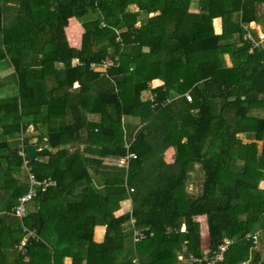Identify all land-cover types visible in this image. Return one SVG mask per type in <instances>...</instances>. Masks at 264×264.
I'll return each mask as SVG.
<instances>
[{"label":"trees","instance_id":"obj_1","mask_svg":"<svg viewBox=\"0 0 264 264\" xmlns=\"http://www.w3.org/2000/svg\"><path fill=\"white\" fill-rule=\"evenodd\" d=\"M189 5L0 0V70L11 69L0 75V264L6 255L11 264H132V256L195 264L188 255H202L198 216L209 251L233 238L221 264H264L246 238L260 231L264 241V116L253 115L264 109V44L248 52L243 38L253 21L264 33V0ZM70 18L81 26L77 46L68 43L76 38ZM104 58L112 64L101 69ZM152 79L161 84L150 87ZM19 134L34 143L36 176L55 181L22 218L11 213L25 190ZM124 143L135 154L127 168L113 161ZM194 171L202 177L189 192ZM127 198L130 211L114 215ZM95 225L104 226L100 242L91 239ZM22 226L37 237L23 252ZM133 229L145 236L132 244Z\"/></svg>","mask_w":264,"mask_h":264},{"label":"built area","instance_id":"obj_2","mask_svg":"<svg viewBox=\"0 0 264 264\" xmlns=\"http://www.w3.org/2000/svg\"><path fill=\"white\" fill-rule=\"evenodd\" d=\"M249 26V25H248ZM245 28V33L243 38L250 42V46L248 48V52H251L253 48L262 44L264 40L263 33H256V38H253L252 34L248 31L247 25H243ZM112 64V60L109 58H104L100 61L101 69H106ZM98 65L90 63L89 68L95 69ZM186 100H190L189 93L184 94ZM26 143L24 142V137L22 134L18 136L17 143V154L21 158V170L24 174V182H25V190L17 196L16 202L12 208V214L18 218H22L27 213V206L32 202V200L37 197L38 194L45 192L49 187H53L55 185L54 179L50 175H43L41 177H37L32 167L29 163V157L27 155L25 149ZM125 154L115 158V165L127 168L128 160L135 158V154L129 150V144L124 143ZM36 150V149H35ZM132 189L129 188L128 191ZM134 218H130V223L133 224ZM182 230V227L180 228ZM22 230L24 232L23 237L19 241L17 245V249L23 252V247L27 238H37L34 234L33 230H28L22 226ZM258 233L254 232L252 234H247L246 238H251L252 242H255ZM144 234L138 230L133 229L131 233L132 244L134 242H138L144 238ZM233 242V238L231 237H223L221 242L217 244L214 250L209 251L208 249L202 251V255L200 257H194L192 255H188L192 262L195 264H221L224 257V252L228 248V246ZM132 264H141L136 256H132L130 259Z\"/></svg>","mask_w":264,"mask_h":264},{"label":"crops","instance_id":"obj_3","mask_svg":"<svg viewBox=\"0 0 264 264\" xmlns=\"http://www.w3.org/2000/svg\"><path fill=\"white\" fill-rule=\"evenodd\" d=\"M198 2H199V0H190V5H189V10L190 11H192V12H197L198 11ZM191 5H194V6H191ZM134 8L132 9V10H135L136 9V7L134 6V5H132ZM215 23L217 22V21H219V19H216L215 18ZM217 25V24H216ZM248 25H249V27L248 28H250L249 29V31L251 32V33H263L262 32V28H261V24H256L254 21L253 22H250V23H248ZM215 29H217L216 31L218 32L219 31V26L218 27H216ZM80 34V33H79ZM264 34V33H263ZM66 35V34H65ZM79 36V35H78ZM264 41V40H263ZM78 43H79V38H78V41H77V45H78ZM262 44H263V42H262ZM76 45V46H77ZM73 46V45H72ZM223 59H224V62H225V64L227 65V66H229L230 64H231V61H230V58L228 57V55L227 54H224L223 55ZM6 74V73H5ZM4 75V74H3ZM153 82L154 83H156V84H153ZM159 84H161V81L159 80V79H152V81L150 82V87H153V86H156V85H159ZM125 118V117H124ZM134 119V118H133ZM127 123H129V122H127ZM41 128V127H40ZM31 129V128H30ZM27 133H28V131H27ZM30 134V133H29ZM32 135V134H31ZM30 141H33L34 142V139L32 138ZM28 144H32V145H34V143H31V142H29ZM173 156V155H172ZM42 159H44V158H42ZM190 178H187L186 179V188L188 189V185L190 186V187H192L193 188V190L194 191H196V190H198L199 189V181H198V175L197 174H195V173H193V172H190ZM197 180V181H196ZM259 187L260 188H264V180H262V181H260L259 182ZM192 188H189V189H192ZM129 200L130 199H124V200H121V201H119V204H118V208L114 211V215H120L121 213H124V212H126V211H130V209H131V201L129 202ZM124 203V204H123ZM130 206L129 208H126L127 206ZM31 207V203L27 206V210H29V209H31L30 208ZM116 212H118V213H116ZM196 220H198V222H199V231H200V248H201V250L202 251H204V250H206L207 249V245H202V243H201V235L203 234V233H205V240H206V242H205V244L207 243V236H206V224H205V219H204V216H198V217H196ZM182 227V229H183V226H181ZM258 233V235H257V238H259L260 236H262V238H263V234L262 235H260L259 234V231L257 232ZM103 234H104V226L103 225H95V226H93V229H92V237H91V239H92V241H94V242H100V241H102V239H103ZM256 238V239H257ZM204 246V247H203ZM262 252H264V251H262ZM27 256L25 255L24 257H23V262H26L27 261ZM182 260V262L184 261V262H186V260L183 258V259H181ZM190 261H188L187 260V262L185 263V264H188ZM6 263L7 264H11V257L9 256V255H6ZM71 263V260H70V258L69 257H64L63 258V261H62V263L61 264H70ZM81 264H86V260H85V258H82L81 259Z\"/></svg>","mask_w":264,"mask_h":264},{"label":"rangeland","instance_id":"obj_4","mask_svg":"<svg viewBox=\"0 0 264 264\" xmlns=\"http://www.w3.org/2000/svg\"><path fill=\"white\" fill-rule=\"evenodd\" d=\"M191 6H194V5H191ZM130 10H132L134 7L132 6V5H130L129 7H128ZM70 20H73L72 22H73V24L69 27V30H70V33L73 35V37L74 36H76V38H75V40L73 41V43L74 44H71L69 41H68V43L70 44V45H73V46H76L77 45V41H78V38H79V33L81 32V26H80V23H79V21H77L76 19H74V18H70L69 19V21ZM137 24V23H136ZM67 26H68V24H67ZM66 26V27H67ZM65 34H66V38H67V31H66V28H65ZM76 41V42H75ZM264 44V43H263ZM226 62V61H225ZM227 63V62H226ZM11 69L10 68H3V69H1L0 70V75H2V74H5L6 72H8V71H10ZM153 84H156V83H154L153 82ZM76 86V84H73V87H75ZM253 115H258V116H264V109L263 110H261V111H258V112H255V111H253ZM123 120H124V122L125 123H127V122H129V123H131V122H135V121H137L135 118L133 119V117L132 116H125V118H123ZM128 124V123H127ZM39 127H41V126H39ZM40 130H42V128H40ZM38 132H39V128H38V130H37ZM28 132L30 133V134H32V135H35L36 134V131L35 130H31L30 129V127H28ZM239 136H240V138L243 140V141H247V139H246V137L243 135V134H239ZM257 144L258 145H260V141H258L257 142ZM76 147H79V148H81V146L80 145H71V147L69 148L71 151L74 149V148H76ZM173 152H174V150L172 149V148H169V149H167V151L164 153V160L166 161V162H170L171 160H172V155H173ZM106 160H109V159H106ZM114 161V160H113ZM114 163H115V161H114ZM193 173H195V174H197L198 175V181L200 182V178L202 177V174H201V176H200V173H198V171H194ZM23 174V173H22ZM22 177H24V174H23V176ZM197 181V180H196ZM189 188H192V187H190L189 185H188V191L189 192H192V191H194L193 190V188L192 189H189ZM129 199V198H128ZM131 200H129V202H130ZM119 204V203H118ZM124 204V203H123ZM130 206L128 205L126 208H129ZM31 208V207H30ZM114 213V212H113ZM116 213H118V212H116ZM195 219H196V217H195ZM259 234L260 235H262V233L259 231ZM205 242H206V240H205V233H203L202 235H201V243H202V245H207V243L205 244ZM254 243V246H255V249H257L259 252H260V254H261V259L262 260H264V252H262V251H264V241H263V238H262V236H260L259 238H257L256 240H255V242H253ZM204 247V246H203ZM243 264H248V261H245Z\"/></svg>","mask_w":264,"mask_h":264},{"label":"water","instance_id":"obj_5","mask_svg":"<svg viewBox=\"0 0 264 264\" xmlns=\"http://www.w3.org/2000/svg\"><path fill=\"white\" fill-rule=\"evenodd\" d=\"M25 149H26V152H27V155L29 157V159H32L34 154H35V148H34V145L32 144H27L25 146Z\"/></svg>","mask_w":264,"mask_h":264}]
</instances>
